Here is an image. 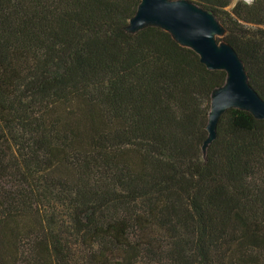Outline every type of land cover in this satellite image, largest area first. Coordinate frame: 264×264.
I'll return each mask as SVG.
<instances>
[{"label":"trees","instance_id":"1","mask_svg":"<svg viewBox=\"0 0 264 264\" xmlns=\"http://www.w3.org/2000/svg\"><path fill=\"white\" fill-rule=\"evenodd\" d=\"M264 100V0H188ZM140 0H0V264H264V120L207 138L210 71Z\"/></svg>","mask_w":264,"mask_h":264},{"label":"water","instance_id":"2","mask_svg":"<svg viewBox=\"0 0 264 264\" xmlns=\"http://www.w3.org/2000/svg\"><path fill=\"white\" fill-rule=\"evenodd\" d=\"M147 26L169 33L180 46L192 50L207 70L226 75L224 84L210 96L203 154L215 140L218 122L225 111H246L256 120H264V100L249 85L244 65L233 48L224 40H217L226 30L212 14L188 0H140L129 20L128 31L136 33Z\"/></svg>","mask_w":264,"mask_h":264},{"label":"rangeland","instance_id":"3","mask_svg":"<svg viewBox=\"0 0 264 264\" xmlns=\"http://www.w3.org/2000/svg\"><path fill=\"white\" fill-rule=\"evenodd\" d=\"M242 1L247 2V3L251 2V0H242ZM224 36H225V35H224ZM224 36L217 38V40H218V41H223V37H224Z\"/></svg>","mask_w":264,"mask_h":264}]
</instances>
